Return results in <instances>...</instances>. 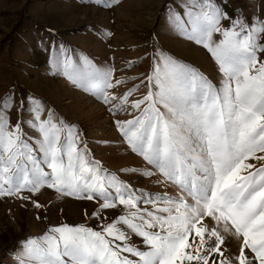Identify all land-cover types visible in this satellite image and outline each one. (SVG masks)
Returning <instances> with one entry per match:
<instances>
[{
	"label": "snow or ice",
	"instance_id": "1",
	"mask_svg": "<svg viewBox=\"0 0 264 264\" xmlns=\"http://www.w3.org/2000/svg\"><path fill=\"white\" fill-rule=\"evenodd\" d=\"M174 7L165 6L166 27L210 53L222 73L219 84L161 52L141 81L146 93L129 103L131 89L122 96L109 92L125 83L114 82L113 68L86 57L80 64L66 51L53 64L54 74L114 114L128 107L139 112L114 123L151 168L121 171L158 175L154 184L173 185L174 193L133 187L110 172L76 126L40 98H21L27 116L15 124V92L0 101V198L40 208L33 196L46 187L99 204L96 229L51 226L19 242L16 264H264V164L248 162L264 161V20L230 17L216 0H180ZM112 209L121 214L103 223Z\"/></svg>",
	"mask_w": 264,
	"mask_h": 264
},
{
	"label": "rangeland",
	"instance_id": "2",
	"mask_svg": "<svg viewBox=\"0 0 264 264\" xmlns=\"http://www.w3.org/2000/svg\"><path fill=\"white\" fill-rule=\"evenodd\" d=\"M174 3L180 0H0V101L10 90L15 92L11 123L27 116L21 112V98H40L46 109L76 126L91 155L110 172L119 173L133 187L174 193L173 185L154 184L158 175L142 177L121 171L134 168L138 173L151 168L124 142L114 123L132 120L139 112L128 107L114 114L111 106L73 85L63 75L54 74L53 68L54 63L63 59L64 51L80 64L86 57L99 68L111 67L115 70L114 82L125 83L109 92L122 96L131 89L129 103L142 99L146 93L147 87L141 81L150 73L152 57L161 52L195 67L219 84L222 73L210 53L166 27L165 6L175 12ZM216 3L230 17L242 14L249 22L264 20V0H216ZM224 23L227 26V21ZM248 162L256 167L264 164V161ZM33 200L41 207H34L31 200L0 198V264H16L13 253L19 242L39 237L51 226L97 228L98 221L93 217L99 210L96 201L61 196L46 187ZM120 214L119 210H105L106 220L102 222H111ZM133 242L139 244L134 236ZM229 251H235V247Z\"/></svg>",
	"mask_w": 264,
	"mask_h": 264
}]
</instances>
